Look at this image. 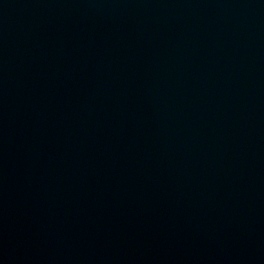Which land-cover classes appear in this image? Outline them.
I'll return each instance as SVG.
<instances>
[{
	"label": "water",
	"instance_id": "water-1",
	"mask_svg": "<svg viewBox=\"0 0 264 264\" xmlns=\"http://www.w3.org/2000/svg\"><path fill=\"white\" fill-rule=\"evenodd\" d=\"M0 264H264V0H0Z\"/></svg>",
	"mask_w": 264,
	"mask_h": 264
}]
</instances>
